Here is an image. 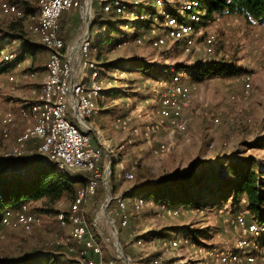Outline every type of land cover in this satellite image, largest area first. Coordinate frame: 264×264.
Returning <instances> with one entry per match:
<instances>
[{
    "label": "rangeland",
    "instance_id": "obj_1",
    "mask_svg": "<svg viewBox=\"0 0 264 264\" xmlns=\"http://www.w3.org/2000/svg\"><path fill=\"white\" fill-rule=\"evenodd\" d=\"M184 1L167 0L163 9L176 13ZM6 2L23 8V2L0 0L2 37L7 36L12 26H25V22L2 14L1 7ZM35 2L30 0L29 4L37 13ZM92 4L95 6L94 0ZM140 7L129 6L123 15L116 18L121 23L113 27L104 29L94 26L91 29L90 47L85 59L88 67L80 72L83 81L88 83L94 72L89 64L95 65L100 80L104 82L99 113L86 119L114 152L111 160L104 158L101 162L102 179H107L111 197H121L135 185L133 181L124 179L121 168L125 172L132 171L134 177L147 172L155 180L190 172L193 165L200 161L207 162L214 169L216 173L213 178L219 175L227 177L226 170L241 160H253L251 168L254 170L264 169V147H261L260 142L264 139V25L248 23L235 16L220 18L208 24L207 30L216 35V54L220 53L222 57L203 54L188 57L180 45L163 50H155L150 46L151 24L143 25V21L135 17L138 13L146 14L153 7L149 4ZM156 11L158 15L163 13L161 9ZM95 13H100V6L92 8V24ZM31 16L34 17L33 14ZM71 20L68 16L67 22ZM73 21L66 30L70 43L79 38L83 27L78 15ZM139 36L146 38L142 45L136 43ZM18 45L19 42L13 47L17 48ZM215 60L229 66L232 76L193 78L188 73L183 80L192 95L185 112L188 126L185 134L162 132L151 140L134 136L135 128H142L147 120H157L155 97L163 92V78L169 76L177 66L191 67ZM0 70L6 71L7 68L2 67ZM244 74L253 77L249 92L242 81ZM10 89V92H15L16 85L10 84ZM128 116L133 118L130 126L117 129L116 120ZM215 118L220 120L219 125L214 124ZM92 138L93 146L99 148L94 133ZM161 143H168L169 151L160 157L153 156V149ZM4 146L0 128V149ZM103 180L84 209L90 235L96 238L102 248L101 257L95 259L97 264L111 261L115 264H153L156 260L160 264H216L217 254L233 250L241 236L235 227V217L242 212L233 209L232 200L227 195L228 189L211 198L205 192L200 193L202 208L179 207L175 208L176 213L171 214L165 213V208L156 204L146 205L141 211L135 212L129 201L130 222L123 229L116 224L118 234L115 235L103 211L109 197ZM74 199L66 196L55 205L46 201L29 203L30 212L40 217L41 224L31 233L5 228V238L0 240V264L24 260H40L35 264H55L60 257L79 259L84 246L56 245L57 240L68 237L71 231V226L61 230L56 217L60 213L69 214ZM114 210L115 205L112 203L106 212L113 217L111 212ZM247 218L250 220V215ZM94 222L97 223V230L91 227ZM166 235L168 240L177 239L181 243L177 247L165 245ZM117 238L122 251L117 245ZM118 252L122 254L121 258ZM123 255L129 258L128 263L123 260ZM255 264H264V260Z\"/></svg>",
    "mask_w": 264,
    "mask_h": 264
},
{
    "label": "built area",
    "instance_id": "obj_2",
    "mask_svg": "<svg viewBox=\"0 0 264 264\" xmlns=\"http://www.w3.org/2000/svg\"><path fill=\"white\" fill-rule=\"evenodd\" d=\"M104 2L99 0L98 4L101 6ZM145 4L152 5L155 13L152 16L148 13L144 15L138 13L135 18L143 22L151 21L149 43L153 49L163 50L172 45H180L188 57L200 54L222 57L220 53L216 54L218 45L216 35L209 32L207 27L200 26L204 13L196 12L199 5L196 1L184 2L178 12L171 13L163 9L165 0H114L105 5L104 12L110 13L113 10L118 16L123 15L131 5L142 7ZM38 6L36 23L33 22L34 18L31 15H27L14 3L6 2L1 7V12L6 17L21 22H33L29 27L30 32L46 50L48 60L41 89L34 104L27 110L21 109L18 114L13 110L3 111L0 108L2 138L5 144L0 149V162L38 158L44 163L56 166L66 176L90 174L85 187L78 191L69 216L60 213L56 217L61 230L71 226L69 236L57 240L56 245L69 247L72 244H79L84 248L79 259L60 257L55 264H97L95 259L101 257L102 248L96 238L90 235L84 209L88 199L96 194L98 185L103 180L102 160L104 158L111 160L114 152L86 119L99 113V100L104 91L102 87L104 82L98 78L99 72L95 65L89 64L94 72L88 83H85L80 75V72L88 67L85 59L88 57L91 29L87 31L86 20L89 19V24H92L93 4L91 0L89 14L88 0H39ZM156 9H161L162 15H158ZM69 11H76L79 14L83 27L79 38L66 45L61 37L60 22L63 14ZM145 40V36H139L136 43L142 45ZM16 43L17 40L0 36L2 47L0 57L4 63L17 62L18 56L12 49ZM186 76L178 74L169 82L163 83V92L155 97L158 106L157 120H147L142 128H135L133 130L135 137L151 140L162 132L170 131L172 135L187 132L185 112L189 108L192 95L191 90L183 82ZM29 77L33 78L34 74H30ZM242 81L245 90L249 92L252 89V75L244 74ZM9 82L15 84V78L10 77ZM19 117L30 119L31 124L26 126L21 134L13 136L12 130L16 127ZM132 120L131 116L118 118L115 127L127 129ZM213 122L215 125L220 124L218 118ZM92 133L96 135L99 148L92 144ZM168 151L169 144L161 143L153 149L152 154L160 157ZM121 171L125 180L131 182L134 180L132 171L125 172L123 168ZM110 203L115 204V210L111 212L113 217L109 216L112 219V222L108 221L110 228H116V224L121 229L126 228L131 216L126 199L123 196L110 197L106 209ZM131 203L135 212L141 211L147 205L140 197L134 198ZM172 212L176 213L177 210L165 208V213ZM247 215L249 212L244 211L235 217V227L241 236L233 250L217 254L216 264H255L259 260H264V223L249 220ZM40 224V217L30 212L29 204H24L17 210H5L0 219V240L5 238V228H16L31 233ZM91 227L97 230V223L94 222ZM178 243L181 242L177 239L165 241V245L169 247H177ZM108 264L115 262L111 261ZM153 264L160 262L156 260Z\"/></svg>",
    "mask_w": 264,
    "mask_h": 264
},
{
    "label": "trees",
    "instance_id": "obj_3",
    "mask_svg": "<svg viewBox=\"0 0 264 264\" xmlns=\"http://www.w3.org/2000/svg\"><path fill=\"white\" fill-rule=\"evenodd\" d=\"M94 1L93 8L100 6L99 0ZM192 1L199 4L196 12L204 13L200 23L202 27H207L208 24L226 16L239 17L248 23L264 24V0H185L184 2ZM38 2L39 0H36L35 4L39 8ZM110 3L112 1H105L100 6V13H95L92 28L99 26L105 29L121 23L120 19H116L117 16L113 10L110 13L104 12L105 5ZM23 10L27 15L33 14V22H37L38 11L35 13V9L31 6H25ZM147 13L152 16L155 12L149 8ZM145 24H151V21L143 22V25ZM17 28L16 31L6 33L7 38L23 42L21 54L16 61L21 62L27 57H33V66L30 71L41 70L45 65L46 50L39 42L26 39L22 25H17ZM61 37L66 45L70 43L66 35ZM1 51L2 47L0 46V53ZM2 71L0 70V72ZM230 72L229 66L215 60L207 64H194L191 67L177 66L169 76L163 79L166 83L175 75H188V73L193 78L224 75L230 77L232 76ZM98 78L100 79V73ZM260 142L261 147H264V139ZM248 161L250 160H241L231 166L226 170L227 177L219 175L213 178L216 172L205 161L195 163L190 172L169 175L156 180L147 172H142L134 177L135 185L123 195V198L132 202L139 196L147 205L156 204L166 209L202 208L203 201H201L200 193L205 192L208 194V198H211L228 189L227 195L232 200L234 210L248 211L252 220L264 223V169L256 168L254 170L251 168L254 161ZM0 168V219L5 210H17L24 204L46 201L50 205H55L66 196L74 199L78 191L85 187L87 178L90 176V174L77 177L66 176L56 166L44 163L38 158L3 161L0 162ZM114 169L115 167L112 169L113 176L115 175ZM67 215L69 216V214ZM167 238L166 235L165 239L168 240ZM39 261L24 260L10 264H35Z\"/></svg>",
    "mask_w": 264,
    "mask_h": 264
},
{
    "label": "crops",
    "instance_id": "obj_4",
    "mask_svg": "<svg viewBox=\"0 0 264 264\" xmlns=\"http://www.w3.org/2000/svg\"><path fill=\"white\" fill-rule=\"evenodd\" d=\"M19 2H23V8L26 6H31V3L29 4L30 0H15ZM15 4V3H14ZM79 14L76 11H69L65 12L61 18V36L64 37L66 35V30L69 26H71V22L74 23L73 19L74 17ZM68 16L72 19L71 21L67 22ZM231 17V16H230ZM80 18V17H79ZM33 22H25V26H23V31L26 35V39L36 41V37L33 36L30 32V25ZM264 25V24H262ZM14 28V30H12ZM15 29H18L17 26H12L8 29V31H16ZM7 31V32H8ZM19 42V45L17 48H12L14 53L19 56L21 54V48L23 46V42L20 40H17ZM46 55V63L42 66L41 70L37 72H31L30 69L33 66V57H27L24 61L21 62H15L12 64H6L3 62V60L0 57V63L3 64L2 67H6V71L0 72V108L3 111L7 110H13L17 114L21 109H29L32 104L37 100L38 94L41 89V82L45 76V67L48 60V54L45 52ZM1 67V68H2ZM34 74L33 78H30L29 75ZM14 77L16 83V89L15 92H10V82L9 78ZM158 94V93H157ZM31 124L30 119L26 118H18L16 127L12 130L13 136H17L21 134V132L24 130L26 126ZM0 128H1V121H0ZM127 203H129V199L126 200Z\"/></svg>",
    "mask_w": 264,
    "mask_h": 264
},
{
    "label": "water",
    "instance_id": "obj_5",
    "mask_svg": "<svg viewBox=\"0 0 264 264\" xmlns=\"http://www.w3.org/2000/svg\"><path fill=\"white\" fill-rule=\"evenodd\" d=\"M88 2L91 3V0H88ZM89 22H90V20L87 19V20H86V23H87V31H90V29H91V25H92V24H89ZM94 133L96 134V131H94ZM108 172H110V167H109V169H108ZM103 183H104V186H105L106 190H107L108 193H109V197H108V199H109V198L111 197V195H110L109 183H108L107 179H104V180H103ZM108 199H107V201H108ZM107 201H106V204H107ZM106 204L103 206L104 215H105V217L107 218V220H108L109 222H112V219L109 217V215H108L107 212H106ZM112 230H113V232L115 233V235L118 234L117 229H116L115 227H113ZM117 245H118L120 251H122V248H120V243H119V239H118V238H117ZM123 260H124L126 263L129 262V258H128L126 255H123Z\"/></svg>",
    "mask_w": 264,
    "mask_h": 264
},
{
    "label": "bare ground",
    "instance_id": "obj_6",
    "mask_svg": "<svg viewBox=\"0 0 264 264\" xmlns=\"http://www.w3.org/2000/svg\"><path fill=\"white\" fill-rule=\"evenodd\" d=\"M91 3L88 2V7H87V13L89 14L91 12ZM108 173V172H107ZM115 251H118V250H115ZM117 254V253H116ZM118 255H119V258L122 257V254L120 252H118Z\"/></svg>",
    "mask_w": 264,
    "mask_h": 264
}]
</instances>
